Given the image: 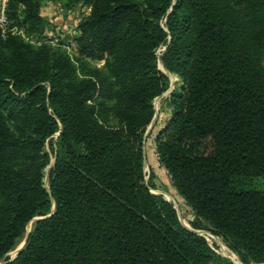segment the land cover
<instances>
[{"label": "trees", "instance_id": "1", "mask_svg": "<svg viewBox=\"0 0 264 264\" xmlns=\"http://www.w3.org/2000/svg\"><path fill=\"white\" fill-rule=\"evenodd\" d=\"M42 1L7 0L0 28V264H234L145 182L158 60L179 78L151 129L158 165L244 264L264 263V190L244 185L264 177V0H67L89 9L75 60L44 42Z\"/></svg>", "mask_w": 264, "mask_h": 264}, {"label": "rangeland", "instance_id": "2", "mask_svg": "<svg viewBox=\"0 0 264 264\" xmlns=\"http://www.w3.org/2000/svg\"><path fill=\"white\" fill-rule=\"evenodd\" d=\"M67 0H55L48 1L43 0L41 2V15L45 20L46 29L57 37V42L50 43L45 40V43H49L51 46H61L66 53L75 60L76 57V46L71 47V42H74V36L77 35L76 25L84 17L89 9L82 8L78 6H66ZM11 31H19L20 34L25 36L21 30H17L15 27L11 28ZM29 39V38H28ZM31 39V38H30ZM36 42L35 40H31ZM67 46L70 48L67 50ZM164 49V46H160L156 54L159 55ZM159 62V60H158ZM105 64L104 60L100 61H90L89 65L97 68H103ZM158 68L164 73L166 78V89L158 96H156L153 101V117L150 123L147 125L144 133V148L146 149L147 158L145 162L143 161V170L145 172V182L149 186L150 190L156 194L162 195L165 199L170 201L174 208L176 209L178 218L180 222L187 228L194 230L196 233L202 235L210 245V247L215 251L217 255L226 259L234 264H244L239 257V254L235 252L230 245L220 236L215 234L210 226L202 219L198 218L189 208V206L184 202V200L177 194L174 187L171 184L168 174L165 172L161 166L158 165L155 157L153 156V133L151 129L159 127L165 123L170 115L171 107L169 103L170 93L178 88L179 78L176 74L166 71L158 64ZM115 103V100H112ZM109 124L114 125L115 119L109 117ZM53 146V150L50 149L49 145ZM44 152L48 155V163L43 169V183L46 188H48V171L52 167L54 162L55 152H61L59 140L57 138V133L54 134L50 140L44 143ZM245 187L249 189H262L264 190V177L255 178L251 181L245 182ZM33 221L27 224L26 231L24 235L19 238L14 248L6 254V258H11L16 255V251L21 249L24 245V239L26 233L29 232ZM254 264V263H249ZM264 264V263H262Z\"/></svg>", "mask_w": 264, "mask_h": 264}, {"label": "built area", "instance_id": "3", "mask_svg": "<svg viewBox=\"0 0 264 264\" xmlns=\"http://www.w3.org/2000/svg\"><path fill=\"white\" fill-rule=\"evenodd\" d=\"M6 2H7V0H0V28L2 29L3 32L6 31V27H7V20H6V15H5ZM12 32L13 33H20L19 31H12ZM25 39L29 40L27 37H25ZM57 40H58L57 37L55 35H53L52 38L50 40H47V41L50 43H53V42H57ZM31 42H33V41H31ZM36 43L40 44V41H37ZM70 46L75 47L74 42H71ZM69 47L67 46V50L70 49ZM153 156L156 159L154 143H153Z\"/></svg>", "mask_w": 264, "mask_h": 264}, {"label": "water", "instance_id": "4", "mask_svg": "<svg viewBox=\"0 0 264 264\" xmlns=\"http://www.w3.org/2000/svg\"><path fill=\"white\" fill-rule=\"evenodd\" d=\"M158 64H160L161 67L163 68V66H162V64H161L160 61L158 62ZM163 69H164V68H163ZM57 134H58V133H57ZM144 162H145V158H144ZM51 213H52V212H50L49 214H47V215H45V216H36V217H34L31 221H33V220L35 221V220H38V219H41V218H44V217L50 216ZM190 230H192V229H190ZM192 231H194V230H192ZM194 232H195V231H194ZM26 239H27V233H26V236H25L24 242L26 241ZM19 250H20V249H18V250L16 251V254L19 252ZM15 256H16V255H15ZM15 256L9 258L8 260H12Z\"/></svg>", "mask_w": 264, "mask_h": 264}]
</instances>
